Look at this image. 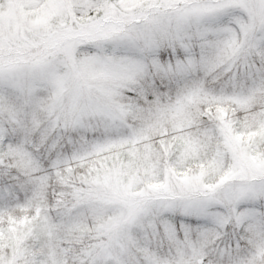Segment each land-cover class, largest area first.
<instances>
[{"label":"snow or ice","instance_id":"obj_1","mask_svg":"<svg viewBox=\"0 0 264 264\" xmlns=\"http://www.w3.org/2000/svg\"><path fill=\"white\" fill-rule=\"evenodd\" d=\"M0 264H264V0H0Z\"/></svg>","mask_w":264,"mask_h":264}]
</instances>
